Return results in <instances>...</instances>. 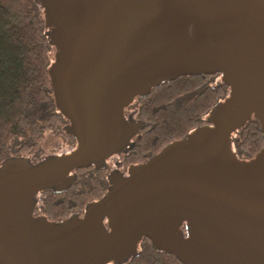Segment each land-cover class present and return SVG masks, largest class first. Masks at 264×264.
Wrapping results in <instances>:
<instances>
[{"label":"water","instance_id":"obj_1","mask_svg":"<svg viewBox=\"0 0 264 264\" xmlns=\"http://www.w3.org/2000/svg\"><path fill=\"white\" fill-rule=\"evenodd\" d=\"M37 1L57 49L56 102L77 145L0 166V264H122L143 237L184 264H264V146L250 160L232 148L253 115L264 134V0ZM217 73L230 93L207 125L108 174L82 216L35 215L40 192H63L75 169L126 150L139 125L124 112L136 96Z\"/></svg>","mask_w":264,"mask_h":264},{"label":"trees","instance_id":"obj_2","mask_svg":"<svg viewBox=\"0 0 264 264\" xmlns=\"http://www.w3.org/2000/svg\"><path fill=\"white\" fill-rule=\"evenodd\" d=\"M48 31L41 1L0 0V166L16 156L38 163L47 154L68 152L77 145L75 136L72 141L61 136L71 121L56 102L50 67L57 49L50 43ZM229 93L220 73L182 76L162 81L147 96H136L125 110L144 103L138 117L151 122L146 148L149 146L155 155L207 125L211 112ZM51 138L57 145L45 151ZM263 146L264 134L254 115L232 135V148L240 159H253ZM93 165L75 169L74 182L63 192H40L35 215L55 222L82 216L86 206L103 197L109 186L108 176ZM182 229L188 233L186 223ZM122 264L184 263L143 237L138 253Z\"/></svg>","mask_w":264,"mask_h":264},{"label":"flooded vegetation","instance_id":"obj_3","mask_svg":"<svg viewBox=\"0 0 264 264\" xmlns=\"http://www.w3.org/2000/svg\"><path fill=\"white\" fill-rule=\"evenodd\" d=\"M143 106H145L143 102H138L125 110L124 113L128 123L138 124L139 128L137 129L136 133L130 138L129 145L127 146L126 150L121 152L120 154H114L113 156L108 157L104 161V166L102 168H99L100 170H102L101 172L105 173L107 176L114 171L127 174L129 168L132 165L144 163L153 156V154H151L152 149L149 146L146 148V135L150 132L151 122L149 121V119H147V117L143 119L138 117V109ZM65 128V132L61 136L66 140L72 141L74 136L66 133ZM72 146L67 147L66 149H70Z\"/></svg>","mask_w":264,"mask_h":264},{"label":"rangeland","instance_id":"obj_4","mask_svg":"<svg viewBox=\"0 0 264 264\" xmlns=\"http://www.w3.org/2000/svg\"><path fill=\"white\" fill-rule=\"evenodd\" d=\"M54 137V136H53ZM55 138V137H54ZM54 138H51L50 140H48V142H47V145H46V147H45V151H48L53 145H54V148L56 147V145H57V142L55 143V139ZM63 140V139H62ZM64 142H65V140H64ZM49 148V149H48ZM154 156V155H153Z\"/></svg>","mask_w":264,"mask_h":264}]
</instances>
